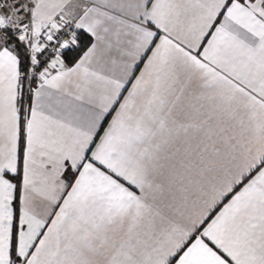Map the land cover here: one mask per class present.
<instances>
[{
	"label": "snow or ice",
	"instance_id": "snow-or-ice-1",
	"mask_svg": "<svg viewBox=\"0 0 264 264\" xmlns=\"http://www.w3.org/2000/svg\"><path fill=\"white\" fill-rule=\"evenodd\" d=\"M0 264H264V0H0Z\"/></svg>",
	"mask_w": 264,
	"mask_h": 264
}]
</instances>
